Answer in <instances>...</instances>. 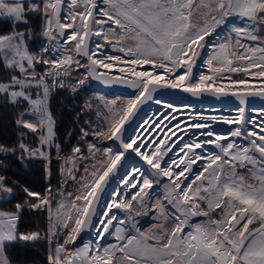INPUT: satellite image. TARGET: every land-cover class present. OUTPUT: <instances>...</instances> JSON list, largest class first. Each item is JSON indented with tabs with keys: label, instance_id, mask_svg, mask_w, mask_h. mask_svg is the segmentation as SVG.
<instances>
[{
	"label": "snow or ice",
	"instance_id": "obj_1",
	"mask_svg": "<svg viewBox=\"0 0 264 264\" xmlns=\"http://www.w3.org/2000/svg\"><path fill=\"white\" fill-rule=\"evenodd\" d=\"M3 21L0 104L18 115L17 140L0 143V156L44 162L50 179L55 150L61 184L55 193L23 187L24 200L0 210V264H13L8 249L44 242L47 264H264V106L249 107L264 101V0H0ZM88 79L134 92L98 107L64 154L52 98ZM176 89L239 107L184 112L157 95ZM149 102L160 107L126 135ZM216 122L233 127L217 132ZM131 153L142 163L121 175ZM16 198L0 174V202ZM25 208L47 213L43 233L21 230ZM150 213L156 222L142 230L137 217ZM85 231L95 239L79 246Z\"/></svg>",
	"mask_w": 264,
	"mask_h": 264
},
{
	"label": "trees",
	"instance_id": "obj_2",
	"mask_svg": "<svg viewBox=\"0 0 264 264\" xmlns=\"http://www.w3.org/2000/svg\"><path fill=\"white\" fill-rule=\"evenodd\" d=\"M0 30L8 31L10 26L6 21L0 22ZM92 103V98L87 92H80L75 96L69 95L67 89L58 90L52 98L51 110L56 120V130L59 142L62 144L64 154L70 152L72 145L76 144L80 136V128H87L86 121L93 120L92 113L87 112L86 105ZM18 113L11 107H4L0 104V143H15L17 131L14 120ZM27 132L28 130H24ZM72 133L69 137V133ZM36 145L37 139L30 132L27 141ZM19 155V154H18ZM6 159L8 167L0 170V174H5L10 185L16 186L17 198L10 203L0 202V210H14L17 202H22L25 198L23 187H28L33 191L45 192L49 184L54 192L60 189L61 177L59 174V162L53 150V161L51 164L52 175L50 179L45 173V164L41 161H31L26 163V167L18 163L16 156L3 157ZM48 218L46 212H32L25 208L22 223V231H40L43 233L47 229ZM48 246L47 243L24 244L8 249L9 258L13 264H47Z\"/></svg>",
	"mask_w": 264,
	"mask_h": 264
},
{
	"label": "rangeland",
	"instance_id": "obj_3",
	"mask_svg": "<svg viewBox=\"0 0 264 264\" xmlns=\"http://www.w3.org/2000/svg\"><path fill=\"white\" fill-rule=\"evenodd\" d=\"M234 21H237L235 20V18H233ZM237 23V22H235ZM239 23V21H238ZM198 63H201L198 61ZM145 67H148V66H145ZM80 71H84L83 69H81ZM195 71L199 72V71H204L205 73L207 72V69L204 68V67H200L198 69H195ZM74 76L76 79H82L83 77L82 76H79L77 74L74 73ZM69 95L71 96H75L77 95L78 93L80 92H87L88 95L92 98V103H89L92 105V108L91 110L87 109L86 111L87 112H90L92 113V116H93V122H96L97 121V116H96V110L97 108H103L104 104L107 102V101H112V100H116L119 103H122L124 100L130 98L129 96H123V95H116V94H113L111 92H101V91H97V90H94L92 89L91 87V83L89 81V79L86 81L85 85H83L81 87V89L78 91V93L76 94H73L71 92L70 89H67ZM175 106H179V105H182L176 101L172 102ZM177 103V104H176ZM145 109V108H144ZM144 113V110L140 111L139 113V116L134 120L136 121L135 124L132 126V128L129 130V128L131 127V125H129L128 127V131L126 132V135L130 136V135H133L131 134V132H133L134 130V127L136 124H138L139 121H141L142 119H145V117H141ZM138 119V120H137ZM133 121V122H134ZM133 122L131 124H133ZM229 126V125H228ZM229 127H232V126H229ZM133 129V130H132ZM32 134V133H31ZM34 135V134H32ZM35 136V135H34ZM87 139L91 140L92 137H88ZM38 143V142H37ZM104 145H107V146H111V144L113 143L112 141H103L102 142ZM85 151H86V148H85ZM133 154V153H132ZM133 158V155L131 156ZM131 159L127 160L126 163H128ZM126 163L124 164V167L122 166V168L120 169V174L123 175V173L125 171H130V170H127V168H125V165ZM60 165V163H59ZM198 170V169H197ZM116 182H114L113 184L115 185ZM69 187H68V191H75V187L71 185V182H69ZM112 189H114V187H112ZM154 189H156V186H154ZM56 192V190L54 191V193ZM160 196V197H163L164 195V192L163 191H159V193H155L154 192V195H153V198H152V202L155 203L156 202V196ZM57 199H59V197H57ZM103 199L104 200H108L109 199V195L107 193H105L103 195ZM112 211L114 212H117L118 210L116 209H113ZM142 212L144 211L143 209L141 210ZM153 215L152 213H150L149 215L145 216V215H141L140 217H137V221H138V224L139 226L141 227L142 230H147L148 228H150L156 221L153 219ZM48 222V221H47ZM195 222V221H194ZM48 225V224H47ZM90 233V231H89ZM81 235L78 237V240H77V243L78 241H81ZM112 242L111 238L107 239L104 241L105 244L107 243H110Z\"/></svg>",
	"mask_w": 264,
	"mask_h": 264
},
{
	"label": "water",
	"instance_id": "obj_4",
	"mask_svg": "<svg viewBox=\"0 0 264 264\" xmlns=\"http://www.w3.org/2000/svg\"><path fill=\"white\" fill-rule=\"evenodd\" d=\"M91 83V87L94 90L101 91V92H111L116 95H123L131 97L134 90L128 88L124 85H104L99 81L89 79ZM157 95L161 96L164 100H176L182 101L186 104L192 105H200L205 108H213V109H226L230 111H234L237 107H239V102L234 97H221L219 99L211 96L205 95L202 99L193 98L188 93H184L179 89L176 90H163L162 92L157 93ZM152 102L147 103L146 105L142 106V110L150 105ZM264 106V101H261L259 98H249V107L251 108H260ZM141 110V111H142ZM129 127V126H128ZM89 231H85L81 234L82 240L84 242L89 241L90 238L88 237Z\"/></svg>",
	"mask_w": 264,
	"mask_h": 264
},
{
	"label": "bare ground",
	"instance_id": "obj_5",
	"mask_svg": "<svg viewBox=\"0 0 264 264\" xmlns=\"http://www.w3.org/2000/svg\"><path fill=\"white\" fill-rule=\"evenodd\" d=\"M233 22H237L238 23V21H234L233 20ZM168 101H170V102H174V101H176V100H168ZM176 102H178V103H180V104H182V105H179L178 107H181V109H182V111H184V112H188V111H191V110H193V108H194V111H196V112H201V113H203V114H206V115H217V116H220V115H235V111L234 112H229V113H225V112H222V111H220V110H218V109H213V108H203L202 106H200V105H192V104H186V103H183L182 101H176ZM177 104V103H176ZM183 105H188L189 106V108H183ZM158 107H160V106H158V105H156V104H154V103H151L150 105H148V106H146L145 107V109H143L144 110V113H143V115L141 116V117H145V118H147V117H150L151 115H152V113L158 108ZM259 109V108H258ZM251 115H256V113L255 112H252V113H250ZM138 120V119H137ZM135 122L136 121H134L133 122V124H131V127L129 128V130L132 128V126L135 124ZM140 123V121L138 122V124ZM138 124H136L135 125V127H134V129H136L137 128V125ZM229 126H231V125H229ZM228 125H225V124H223L222 122H216L215 124H214V131H217V132H226L230 127H229ZM233 127V126H232ZM133 130V129H132ZM131 134H135L134 133V131L133 132H131ZM111 146H113V143L111 144ZM133 155V158L131 157ZM129 159H131L128 163H126V161L127 160H129ZM126 163V165H125V168H127V170H131V168L135 165V166H138L139 164H141L142 163V161H140L139 160V158L138 157H136L135 156V153H131V154H129L128 156H127V158L124 160V162H123V167H124V164ZM199 163V162H198ZM195 167V166H194ZM122 168V167H121ZM166 180V179H165ZM114 183V182H113ZM111 184L108 188H107V190H106V192H107V194L110 196V193L112 192V187H116V183H115V185L114 184ZM88 237L90 238V240H94L95 239V236L93 235V233L92 232H90V233H88Z\"/></svg>",
	"mask_w": 264,
	"mask_h": 264
},
{
	"label": "flooded vegetation",
	"instance_id": "obj_6",
	"mask_svg": "<svg viewBox=\"0 0 264 264\" xmlns=\"http://www.w3.org/2000/svg\"><path fill=\"white\" fill-rule=\"evenodd\" d=\"M165 182L167 181V178H162ZM166 179V180H165ZM159 191H163V187H162V185L160 186V187H156V189H155V193H159ZM108 192V191H107ZM107 192H105V193H107ZM81 239H82V236H81ZM87 242V241H86ZM84 243V241L83 240H81V241H78V245L79 246H82V244Z\"/></svg>",
	"mask_w": 264,
	"mask_h": 264
},
{
	"label": "built area",
	"instance_id": "obj_7",
	"mask_svg": "<svg viewBox=\"0 0 264 264\" xmlns=\"http://www.w3.org/2000/svg\"><path fill=\"white\" fill-rule=\"evenodd\" d=\"M203 108H205V107H203ZM218 110H220V111H222V112H225V113H229V112H234V111H230V110H226V109H218Z\"/></svg>",
	"mask_w": 264,
	"mask_h": 264
}]
</instances>
